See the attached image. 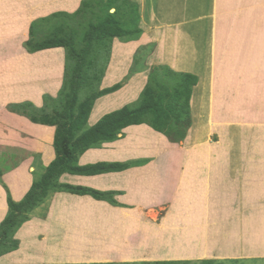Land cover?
<instances>
[{
    "label": "crops",
    "instance_id": "1",
    "mask_svg": "<svg viewBox=\"0 0 264 264\" xmlns=\"http://www.w3.org/2000/svg\"><path fill=\"white\" fill-rule=\"evenodd\" d=\"M80 1L0 0V169L16 202L28 191L40 167L54 159L55 128L34 123L7 106L28 101L40 108L44 94L55 97L65 60L62 47L27 52L24 42L29 26L54 12L71 13ZM134 1L139 6L141 35L128 42L113 39L100 88L120 82L136 49L153 43L151 64L198 77L191 95L192 124L185 139L172 143L139 124L124 128L123 136L114 142L86 150L78 158L79 165L148 162L92 176L62 174V183L118 191L115 199L120 206L86 195L54 192L15 232L18 248L1 255L0 264L145 262L138 259L145 260L141 251L151 243L149 236L162 238L175 226L194 228L198 217L206 218L205 230L189 232L197 246L187 249L182 258L161 259L194 264L264 259V164L260 167L258 146L253 147L248 163L245 146L249 127L255 141L262 136L260 153L264 154V0ZM174 9L181 12L170 18ZM115 46L119 48L116 57ZM135 77L95 101L89 126L137 99L141 87L134 84ZM204 99L206 117L200 120ZM195 136L204 138L193 146L189 143ZM6 198L0 183V222L8 211ZM195 205L203 208L194 211ZM107 230L114 233L111 239L101 237ZM80 233L84 237L67 239L56 259V235ZM109 255L118 256L117 261L107 260Z\"/></svg>",
    "mask_w": 264,
    "mask_h": 264
},
{
    "label": "trees",
    "instance_id": "2",
    "mask_svg": "<svg viewBox=\"0 0 264 264\" xmlns=\"http://www.w3.org/2000/svg\"><path fill=\"white\" fill-rule=\"evenodd\" d=\"M90 19L81 34L74 28H64L57 22L50 35L35 41L34 30L39 22L66 16ZM139 6L134 0H81L71 13L58 11L34 20L29 26V37L24 48L29 53L43 49L62 47L65 51L64 71L58 91L59 108L45 112L46 100H57L49 94L43 95V105L35 107L24 101L9 104L8 110L25 115L34 123L54 126V159L41 166L33 175L30 188L19 201H14L1 177L0 183L7 193L8 211L0 222V256L18 248L15 232L28 221L31 211L43 203L54 192H67L79 196H90L113 206H120L114 190H98L83 185L62 183V174L92 176L120 172L146 164L147 159L127 162L99 161L78 164V158L90 148H98L123 136L122 130L130 125L146 124L154 131L165 135L172 143L183 141L191 126L190 99L198 77L189 72H177L167 65H155L141 89L137 99L119 109L103 114L93 125L87 119L95 101L113 93L123 86V81L100 88L104 76L111 44L114 38L123 42L137 40L141 35ZM82 44V46H80ZM66 58L71 63H66ZM98 264V263H90ZM113 264V263H104ZM136 264H194L188 261H146ZM199 264H214L204 260Z\"/></svg>",
    "mask_w": 264,
    "mask_h": 264
},
{
    "label": "rangeland",
    "instance_id": "3",
    "mask_svg": "<svg viewBox=\"0 0 264 264\" xmlns=\"http://www.w3.org/2000/svg\"><path fill=\"white\" fill-rule=\"evenodd\" d=\"M185 7L188 8L189 4H186ZM180 12L181 11H178V10L174 9V10L169 12L170 13L169 17L170 18H174L176 16H179ZM172 13L175 14V15H172ZM89 19H90V15L86 14L83 18H80V19L78 17L69 18V17H66V16H59V17H57L55 19L52 18L51 20L46 21V22H39L35 26L34 40L35 41H40V40L46 38L48 35H50V32L53 29V26L57 22H63L64 28H66V29H69V28H73L74 29L75 28L77 30L78 34H81L83 29H84L82 27V25L85 26L86 22ZM119 41L123 42L120 39H119ZM80 46H82V44ZM153 50H154V44L153 43H148L147 45L140 46L138 49H136V51L133 54L132 61L130 62L129 70H128L127 74L124 76V78L121 80V81H123L124 84H126L127 81L130 78H132L133 76L136 75V77H135L136 80L134 81V84L138 85L142 89L143 86L147 82L148 75L150 73V70H152L153 66H155V65H163V64H151L150 63V58H151L150 56L153 53ZM111 52H112V44H111L109 59L111 58ZM117 52H119V48L117 46H115V48H114V57H116V53ZM203 54H204V52H203ZM203 54L201 53V57L200 58H202ZM46 59L47 58H39L38 61H44ZM66 63H71V61H69L66 58ZM182 66L189 67L188 64H184V63L182 64ZM63 71H64V66H63ZM192 92H193V90H192ZM57 95L58 94H56V96L54 98H56ZM136 98H137V96H136ZM56 99L57 100H55V101L46 100L45 106H44V111L45 112L50 113L52 107H56V106H58V108L60 107L59 106L60 105L59 104L60 101L58 100V98H56ZM134 101L130 100L127 104H130V103H132ZM203 107L204 108L202 109L200 120H203L206 117V110H207V108H206V99L203 100ZM190 112H191V124H192V113H193V111H192L191 99H190ZM198 122H199V120L196 119V123H198ZM203 123H205L204 126L206 128L205 120H204ZM203 123H202V121L200 122L199 130H200L201 133L203 132V130H202V124ZM231 135H232V138L235 137L233 131L231 132ZM251 135H252V130H250V128L247 127L246 128V143H245L246 152H247L246 153V160H247L248 163L252 162L250 154L252 153L253 147L254 146H258L259 147V149H258L259 150L258 160H259V163H261L260 164V167H261V165L264 164V158H263L264 154L261 155L262 153H260L263 150V148H262V146H263V138H262V136H258L256 138V141H255V139L252 138ZM203 138L195 136V137L192 138V141L190 140L189 144H193V146H195L196 145L195 142H197L198 140H202ZM205 141H206V137H205ZM184 144H185V141H184ZM263 170H264V167H263ZM165 195H167V194L164 193V196ZM193 208H195L194 211H197L196 209H199L198 211H201V209L203 207H202V205L201 206L195 205ZM194 222H196V224H194V228H196L197 231L205 230L206 218L204 219V217H202V218L198 217V220H196V221L194 220ZM194 228H190V226H189V228H187V227L183 228L182 227V228L178 229V227L175 226L171 230V232H169V231L166 232L165 231L164 234H161L160 236H162V238H155V234H152L153 236L152 235L149 236V239H151V243L147 244L146 248L141 251V255H142V257H144L143 259H145V260H142V258H140L138 260L145 261V262L146 261H173V260H164V259H161V258L162 257L173 258L174 256H176V258L177 257L178 258L179 257L182 258V255H184L186 253L187 249L190 250V248H193V247L197 246L195 244L196 240L194 241V239L191 237V234L189 233ZM113 234L114 233H113L112 230L111 231L107 230V233H104L101 237H103V239L110 237V239H111L113 237ZM72 237H76L77 239H81L84 236L81 235V233L80 234H72V235H69V236L67 234L66 235H60V234L56 235L55 240H54L56 242V246H57L56 259L60 258V251L63 250L62 247L68 241L67 239H71ZM111 251L112 250H110V252ZM117 257L118 256H115V255L114 256L113 255H109L107 257V260H109V261L110 260L117 261V259H118ZM111 263H113V264H122V263H114V262H111ZM136 263H140V262H129V263H123V264H136ZM98 264H100V263H98ZM222 264H264V259H250V260H242V261H238V262L223 261Z\"/></svg>",
    "mask_w": 264,
    "mask_h": 264
}]
</instances>
